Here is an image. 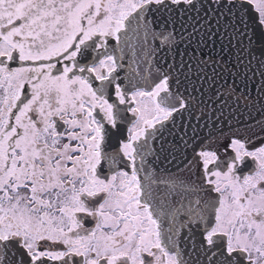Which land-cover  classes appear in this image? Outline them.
<instances>
[{"label": "snow or ice", "instance_id": "obj_1", "mask_svg": "<svg viewBox=\"0 0 264 264\" xmlns=\"http://www.w3.org/2000/svg\"><path fill=\"white\" fill-rule=\"evenodd\" d=\"M0 264H264V0H0Z\"/></svg>", "mask_w": 264, "mask_h": 264}, {"label": "water", "instance_id": "obj_2", "mask_svg": "<svg viewBox=\"0 0 264 264\" xmlns=\"http://www.w3.org/2000/svg\"><path fill=\"white\" fill-rule=\"evenodd\" d=\"M195 79V78H194ZM197 86H199V85H197ZM201 91H204V89L203 88H201ZM199 93H197V95H198ZM206 96H207V94H205V98H206Z\"/></svg>", "mask_w": 264, "mask_h": 264}]
</instances>
